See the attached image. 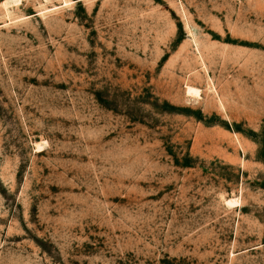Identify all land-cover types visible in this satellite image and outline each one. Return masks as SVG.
I'll return each instance as SVG.
<instances>
[{"label": "rangeland", "instance_id": "374dc122", "mask_svg": "<svg viewBox=\"0 0 264 264\" xmlns=\"http://www.w3.org/2000/svg\"><path fill=\"white\" fill-rule=\"evenodd\" d=\"M0 264H264V0H0Z\"/></svg>", "mask_w": 264, "mask_h": 264}, {"label": "bare ground", "instance_id": "6f19581e", "mask_svg": "<svg viewBox=\"0 0 264 264\" xmlns=\"http://www.w3.org/2000/svg\"><path fill=\"white\" fill-rule=\"evenodd\" d=\"M189 89H191V88H189ZM192 89H193V88H192ZM193 90H196V89H193ZM193 90H192V91H193ZM196 92H197V90H196L194 93H196ZM189 93H191V91H189ZM231 201H232V200H231ZM231 201H230V200L228 201L229 204H230V203L233 204ZM228 202H227V203H228ZM235 203H238V202H237V201H236V202L234 201V204H235ZM234 204H233V205H234Z\"/></svg>", "mask_w": 264, "mask_h": 264}]
</instances>
